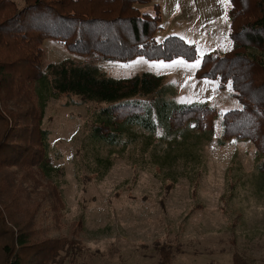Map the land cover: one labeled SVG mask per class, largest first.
Returning <instances> with one entry per match:
<instances>
[{
  "label": "rangeland",
  "instance_id": "obj_1",
  "mask_svg": "<svg viewBox=\"0 0 264 264\" xmlns=\"http://www.w3.org/2000/svg\"><path fill=\"white\" fill-rule=\"evenodd\" d=\"M9 1L12 6L0 8V22L26 6L25 0L2 3ZM154 4L162 15L157 40L179 36L195 45L197 59L139 56L127 63L103 62L47 38L42 44L44 70L50 63L73 60L97 65L101 74L115 79L148 72L175 89L178 103L207 104L221 113L242 107L217 78L197 75L204 54L224 55L233 46L230 0H152L144 10L151 12ZM14 56L0 46V62L5 58L10 63ZM179 61L185 63H175ZM196 61L198 67L186 66ZM13 76L10 72L11 83L2 88L0 74V108L14 112V126L25 124L22 114L31 107L40 110L36 92H43L41 128L50 132L49 154L61 174L48 179L15 166L1 167L0 207L8 203L12 222L29 223L34 240L79 243L83 252L64 264H264V159L255 142L225 138L219 118L213 132L185 131L192 160L164 161L166 143L161 144L160 133L149 147L142 138L128 145H101L90 131L96 110L105 104L76 95L54 96L35 80L17 94ZM4 130L0 125V139ZM9 237L0 234V264L6 256L1 243Z\"/></svg>",
  "mask_w": 264,
  "mask_h": 264
},
{
  "label": "trees",
  "instance_id": "obj_2",
  "mask_svg": "<svg viewBox=\"0 0 264 264\" xmlns=\"http://www.w3.org/2000/svg\"><path fill=\"white\" fill-rule=\"evenodd\" d=\"M0 1V8L14 3ZM25 2L22 10L0 22V46L15 54L10 63L1 58L2 88L11 83V72L17 94L35 80L54 96L76 95L87 103L105 104L96 110L90 131L91 139L101 145H128L142 138L148 140L149 147L153 136L160 133L161 144L166 143L161 149L164 161L180 157L192 160L195 155L189 152L185 131L213 132L214 122L221 118L225 138L255 142L264 159V0H230L233 46L224 55L204 54L197 70L200 78H217L220 87L229 89L242 103V107L222 113L207 104L178 103L175 89L166 86L161 76L148 72L115 79L101 74L97 65L73 60L50 63L44 70L42 44L47 38L61 42L70 52L99 57L103 62L127 63L139 56L153 60L197 59L195 45L179 36L157 40L162 29L160 6L154 4L151 12L144 10L152 0ZM36 94L40 110L31 107L22 114L24 119L27 117L25 124L14 126V112L8 114L0 108V125L5 128L0 139V169L15 166L51 179L61 174V169L54 166L49 154L50 132L41 128L44 95L39 91ZM10 215L9 204L3 202L0 225L4 231L0 234L5 232L10 237L1 243L6 255L2 264H64L83 252L76 241L34 240L29 223L12 222Z\"/></svg>",
  "mask_w": 264,
  "mask_h": 264
},
{
  "label": "snow or ice",
  "instance_id": "obj_3",
  "mask_svg": "<svg viewBox=\"0 0 264 264\" xmlns=\"http://www.w3.org/2000/svg\"><path fill=\"white\" fill-rule=\"evenodd\" d=\"M175 63H181V64H183V63H185V62H183V61H179V62H175ZM161 66H163V63H162V62H161ZM186 66L191 67V68H196V67L199 66V61H196L195 63H193V64H191V65H186Z\"/></svg>",
  "mask_w": 264,
  "mask_h": 264
}]
</instances>
